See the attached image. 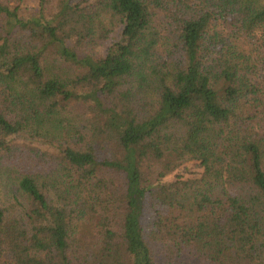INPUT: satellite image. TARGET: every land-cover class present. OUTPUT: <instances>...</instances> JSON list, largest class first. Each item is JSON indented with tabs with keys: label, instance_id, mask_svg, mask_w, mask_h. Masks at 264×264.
Returning a JSON list of instances; mask_svg holds the SVG:
<instances>
[{
	"label": "trees",
	"instance_id": "obj_1",
	"mask_svg": "<svg viewBox=\"0 0 264 264\" xmlns=\"http://www.w3.org/2000/svg\"><path fill=\"white\" fill-rule=\"evenodd\" d=\"M34 1L0 0V264H264V0Z\"/></svg>",
	"mask_w": 264,
	"mask_h": 264
},
{
	"label": "rangeland",
	"instance_id": "obj_2",
	"mask_svg": "<svg viewBox=\"0 0 264 264\" xmlns=\"http://www.w3.org/2000/svg\"><path fill=\"white\" fill-rule=\"evenodd\" d=\"M25 1H28V2H26V6L23 10V13L24 15H28L30 14L31 11L36 10V2L34 0H25ZM226 24H222V25H226ZM260 35L261 34H256L251 40L256 42L255 45H256L257 51L255 52V54L260 56L261 59H263V65L261 67H264V34L262 35V37ZM118 37H119V30L113 32L107 40H104L103 42H101L96 52L104 53L105 49L111 44V42L118 39ZM259 70L262 73H264L261 68ZM78 108L80 109V107ZM261 123L263 124L262 128L264 129V121Z\"/></svg>",
	"mask_w": 264,
	"mask_h": 264
}]
</instances>
